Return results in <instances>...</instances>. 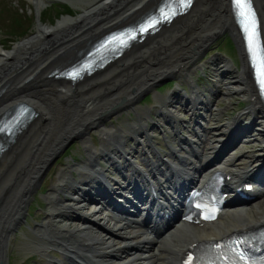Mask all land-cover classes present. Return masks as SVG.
Segmentation results:
<instances>
[{"label":"bare ground","instance_id":"6f19581e","mask_svg":"<svg viewBox=\"0 0 264 264\" xmlns=\"http://www.w3.org/2000/svg\"><path fill=\"white\" fill-rule=\"evenodd\" d=\"M29 1L34 4L39 16L42 9L55 0ZM61 1L73 5L75 7L73 12L76 13V8L83 12L77 16L72 14L63 16L52 25L38 22L36 34L16 45L12 50H7L0 43V113L6 106L21 97L33 103L39 113L32 121L29 133L23 136L19 145L11 153L6 154L0 165L1 232H6L20 219L36 178L50 159L72 137L81 138L88 160L76 166L68 163L69 166L61 170L59 183L53 186L48 195L51 207L47 220L36 230L38 235L35 240L36 248L40 250H45L47 245L58 246L73 258H71L73 264H79L75 262L76 260L83 261L85 264H132L134 262L135 264H152L155 260L153 253L157 251L163 256L164 263L179 264L185 247L196 238L228 234L264 222L263 197L261 203L234 205L226 209L217 220L204 226L179 220H174L168 226H156V237H154L148 228H138L131 220L125 218L104 215L102 205L96 203L94 206L93 204L88 206L89 202L82 194L79 195L82 199L78 201L75 196L82 190V185H87L88 181L98 184L96 181L101 179L109 190L115 193V191L130 188L129 185L134 182H139L145 187L151 178L156 179L159 174L167 177V173L176 172L180 175L177 176L179 180L183 178L195 180L206 171L203 168L209 160L204 161V158L214 154L218 144L224 139L225 134L220 131V128L203 129L202 134L201 130L192 137L187 136L192 143L187 144L186 148L179 149L172 146L170 155L175 156L178 162L162 160V156L153 147L141 141L143 144L141 151L150 155V158H146L149 165L148 172L135 168L129 160L124 159L125 165L122 162H114L117 163L121 174V177L114 179L104 174L97 163V158L102 156L113 159L111 154L114 149L121 151L125 158L128 155L125 139L130 134H133L135 139L137 137V141L149 139V125L141 122V114L134 107L135 101L143 90L151 87L152 83L160 77L184 73L190 78L195 59L203 46L220 32L226 31L225 28L230 22L227 9L229 1L227 4L226 0H196L193 9L186 15L163 28L159 34L146 39L144 43L134 45L118 62L111 64L104 72H97L93 77L74 86L48 78L47 75L63 62L73 61L78 51L82 50L89 41L100 36L102 31L106 32L108 28L128 23L127 21L144 13L159 0ZM257 3L264 16V0H257ZM239 41L241 45V40ZM222 68L227 70L232 69L233 66L227 60ZM243 68L244 70L241 71L234 69L236 74L232 76V80L227 81V85H231V88L237 91L245 92L251 100L255 95L254 87L250 84L245 64ZM190 82H193L191 78ZM198 92L200 91L193 86L192 94L196 96L192 98L201 99ZM185 95L182 97H191V94ZM180 96L179 92H175L168 105L172 106L176 100L180 99ZM120 98L124 99L123 104L116 105ZM161 99L169 100L166 97ZM259 105L254 103L249 108H252L254 112L255 106ZM193 106L195 104L190 105V108L192 109ZM127 109L137 112L136 122L128 120L123 123L125 129L121 126L116 127L112 123H105V117L112 114L120 115ZM165 114L172 122L180 123L178 114L172 111H167ZM218 115L221 116V113ZM241 117L242 115L239 114L224 124L228 127L227 133L238 124ZM136 123L139 128H136ZM258 125H261L260 130H264V116ZM92 130L100 134L102 148L99 152L91 143L90 137H87ZM176 133L175 135L178 136L177 129ZM169 140L176 141L174 136L169 137ZM256 140L260 141L258 138ZM141 143L137 142V145ZM150 147L157 157L156 161L151 159L153 156ZM258 150L264 151V147ZM182 151L185 153L181 154ZM261 157L260 154L247 150L242 151L239 157L226 158L222 162L236 175L243 169L249 170L248 174H250L260 170L257 166L263 160ZM162 165L165 166V173ZM71 167L83 176L82 179L76 180L69 173ZM127 168H131L130 173H127ZM138 173L142 175V178L136 180L137 178L132 175ZM157 179L162 185L172 182L170 179L163 180L161 177ZM67 184L70 185L71 190L66 189ZM70 195H72L71 198H69ZM54 197L57 198L56 201H53ZM64 219H71V221ZM165 232L166 234H163ZM106 244L108 247H103ZM132 250L140 253L130 255L129 251ZM81 252L83 254H80Z\"/></svg>","mask_w":264,"mask_h":264},{"label":"rangeland","instance_id":"374dc122","mask_svg":"<svg viewBox=\"0 0 264 264\" xmlns=\"http://www.w3.org/2000/svg\"><path fill=\"white\" fill-rule=\"evenodd\" d=\"M8 5L12 7V9H19L21 22L26 26L28 22H31L32 27L30 30V33H36L37 27L35 19L37 17L35 6L32 2L29 0H7ZM227 2V0H226ZM52 3H60L63 6L56 7L50 10V5ZM87 4V2H85ZM49 5V6H48ZM87 7L89 5H86ZM72 7L73 10H75V7L70 6L68 3L62 2V1H51L42 9V12L40 13L41 17V23L52 25L56 24L57 20L62 18L65 15L69 14V8ZM57 10H60L57 11ZM82 10L79 8H76V13L73 12L72 15H79ZM229 15V14H228ZM228 16V20H230ZM34 22V23H33ZM117 22V21H116ZM228 27H232L231 23L228 25ZM7 26H4V24L0 21V43L4 45L6 49H11L13 47V41H11L12 36H9L6 34L5 29ZM234 29V27H233ZM30 34V35H31ZM226 36H230L228 31L220 32L218 35L214 36L210 41H208L203 48L201 49V52L199 56L195 59L194 65H200L206 63L208 68H205V76L198 77V73L203 72V68L197 67L195 69H192L190 78L195 81L198 89L200 90V96L203 97L206 93L214 99V105H213V114L211 117H207V120L205 121V125L207 128H212L216 126H222L226 121L232 120L234 117L239 115L240 113L243 114L241 117L242 123H247L249 121V118H253L254 114L251 109L249 108L252 103L249 100V96L246 95L243 91H237L234 88H231V85H227L228 80H232L233 78L224 77L221 75H218L219 68L218 66L224 64L225 56L232 57V59L235 62V65L238 67V69L241 71L243 70L242 63L239 60V53L238 49L231 48L226 43ZM212 67L215 68V70L211 69ZM230 76H234L236 73L232 71H228ZM225 75H228L226 73ZM189 76H186L184 74L178 73L173 75H168L160 78L150 89L145 91V94L141 96V98L138 99L135 106L139 107L138 110L141 113L142 108L140 106H143L144 103H148L147 105L150 106L154 105V120H158L160 122L164 121L163 117L167 118L166 116H157L158 113L156 109V103L153 99V94L157 91L156 89H159V93L162 95H169V93H173L175 91H179L183 94V90H175V84L178 83L180 87L186 88V92H190L192 87V82H190ZM233 84V83H232ZM234 86V85H232ZM210 88H214L216 95H211ZM231 88V89H230ZM152 95V98L148 97L149 95ZM185 99H182L184 101ZM202 106V105H201ZM181 105L179 103L174 104L173 107H171V110L174 113L181 114V116L184 114L183 109H181ZM219 112H222L221 116H217L215 114H218ZM263 114L257 113L255 117H257V121L262 120ZM185 117H188V115H185ZM169 119V118H167ZM115 122V124L124 123V121L130 120V121H136V116L132 113V111H126L123 112L120 116L116 117L113 115L112 117L108 118L106 123H109V121ZM150 123V122H149ZM255 124L252 128V132L246 136V139L248 141H240L238 144H236L235 147H233L230 152L227 154V157H231L233 155H238L241 153V151L244 150H251L254 152H257L258 154H264V151H259L261 147H264V134H258V128L259 125ZM190 125V128H192L193 122L188 119V123ZM161 126H165L162 124ZM155 128L152 127L150 132L153 131ZM166 131L170 129V131H174L171 126L167 129L166 127H162ZM158 129H154V133H156ZM185 134H189V132L185 131ZM88 135L91 136L93 139V142L96 144L99 141V134L97 131L93 130ZM258 136V137H256ZM130 138V137H129ZM254 138H258L260 141H257ZM128 139V138H127ZM126 139V140H127ZM253 141H249V140ZM160 140V139H159ZM69 144V146H67ZM132 144L135 146V140L134 143L127 142V146H130ZM100 144L98 143V146ZM126 145V141H125ZM132 146V147H133ZM67 147V148H66ZM64 151L61 150L51 161L50 167L44 178L42 179V182L40 186L38 187L37 191L33 193L30 198L29 202H27L26 206V212H25V219L26 221L21 224L16 231V234L12 236L11 242L9 245V255H10V264H44L42 260L39 258H33V252L32 247L34 245V238H35V228L37 223H42L46 221V217L48 213L50 212V203L49 200H45L47 198V195L49 191L53 188L54 185L58 184V176L62 169L67 167V162L70 161L71 163H74V161L82 162L85 157V151L83 148V144L80 141V139H77L76 137H72L69 139V141L65 144L63 147ZM102 158V157H100ZM77 179L81 178V176H76ZM68 188V185H67ZM263 201V196L258 198L254 203H261ZM105 213L108 215H111V212H108L105 210ZM104 247H108L107 244L104 245ZM155 257L159 258L158 254L155 255ZM163 260V258L161 259ZM161 260L158 262L161 263Z\"/></svg>","mask_w":264,"mask_h":264},{"label":"trees","instance_id":"16d2710c","mask_svg":"<svg viewBox=\"0 0 264 264\" xmlns=\"http://www.w3.org/2000/svg\"><path fill=\"white\" fill-rule=\"evenodd\" d=\"M4 8V7H3ZM60 12V10H57ZM69 11H71L69 9ZM3 13L8 14L11 16V23L13 20V23L11 24V34L15 35V36H20L23 35L26 32V29L24 28V24L21 22V18H20V13L19 11L10 13V10H8L7 8L3 9ZM3 13L0 14V16H3Z\"/></svg>","mask_w":264,"mask_h":264},{"label":"water","instance_id":"95a60500","mask_svg":"<svg viewBox=\"0 0 264 264\" xmlns=\"http://www.w3.org/2000/svg\"><path fill=\"white\" fill-rule=\"evenodd\" d=\"M0 244L2 249L0 250V264H5V250L7 247V231L1 232L0 229Z\"/></svg>","mask_w":264,"mask_h":264},{"label":"snow or ice","instance_id":"6c2138e0","mask_svg":"<svg viewBox=\"0 0 264 264\" xmlns=\"http://www.w3.org/2000/svg\"><path fill=\"white\" fill-rule=\"evenodd\" d=\"M237 4L241 8H245L246 7V5L244 3H241V0H237ZM242 14H244V13H242ZM253 36H254V33L250 31L249 32V41H250V43L253 41Z\"/></svg>","mask_w":264,"mask_h":264}]
</instances>
